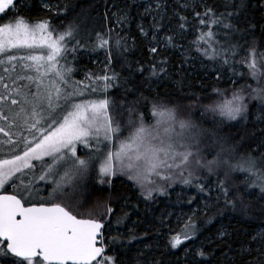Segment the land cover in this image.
Returning <instances> with one entry per match:
<instances>
[{
	"label": "trees",
	"instance_id": "obj_1",
	"mask_svg": "<svg viewBox=\"0 0 264 264\" xmlns=\"http://www.w3.org/2000/svg\"><path fill=\"white\" fill-rule=\"evenodd\" d=\"M40 1L16 0L0 22L44 21L74 37L70 64L103 84L124 137L185 125L206 140L167 181L150 167L142 183L114 167L61 204L119 230L110 242L118 264H264V242L255 238L264 191L241 170L246 159L264 169V0H49L50 8ZM210 28L229 47L223 56L204 50L200 36ZM169 32L179 42L171 35L172 43L155 44ZM197 183L210 185V202L194 210ZM177 213H194L197 234L173 250Z\"/></svg>",
	"mask_w": 264,
	"mask_h": 264
},
{
	"label": "rangeland",
	"instance_id": "obj_2",
	"mask_svg": "<svg viewBox=\"0 0 264 264\" xmlns=\"http://www.w3.org/2000/svg\"><path fill=\"white\" fill-rule=\"evenodd\" d=\"M15 1L0 0V13ZM40 4L50 8L49 0H41ZM149 9L158 12L160 6ZM14 17L5 16L0 22V193L14 190L26 205L61 204L114 167L139 178L141 183L143 172L150 167V174L167 181L189 157L196 159L206 140L200 131L189 126L124 137L111 121L103 84L89 80L87 72H78L70 64L73 55L69 58V54L77 40L70 34L53 33L44 21ZM171 35L179 42L180 38L169 32L166 37L155 39V44L172 43ZM213 36L212 28L200 36L204 50L223 56L229 47ZM177 47L180 52L186 50L184 44ZM209 143L213 146L216 139L210 137ZM257 163L246 159L241 170L257 192H262L264 169ZM224 166L235 168V164L223 162L221 167ZM197 184L191 193L198 196L194 210L210 202L206 196L210 185ZM193 215L177 213L175 221H181L182 230L168 240L173 250L196 236V224L189 223ZM118 231L110 225L104 229L101 238L105 254L94 264H118L115 248L110 247L111 235ZM255 238L264 242V226ZM8 258L0 239V264ZM7 264L48 263L38 257Z\"/></svg>",
	"mask_w": 264,
	"mask_h": 264
},
{
	"label": "water",
	"instance_id": "obj_3",
	"mask_svg": "<svg viewBox=\"0 0 264 264\" xmlns=\"http://www.w3.org/2000/svg\"><path fill=\"white\" fill-rule=\"evenodd\" d=\"M104 223L78 217L61 204L26 205L13 192L0 193V239L9 255L48 264H94L105 253Z\"/></svg>",
	"mask_w": 264,
	"mask_h": 264
},
{
	"label": "crops",
	"instance_id": "obj_4",
	"mask_svg": "<svg viewBox=\"0 0 264 264\" xmlns=\"http://www.w3.org/2000/svg\"><path fill=\"white\" fill-rule=\"evenodd\" d=\"M3 262H4V264H7V263H10V262H13L12 260H10V259H5V260H2ZM8 261V262H7Z\"/></svg>",
	"mask_w": 264,
	"mask_h": 264
},
{
	"label": "flooded vegetation",
	"instance_id": "obj_5",
	"mask_svg": "<svg viewBox=\"0 0 264 264\" xmlns=\"http://www.w3.org/2000/svg\"><path fill=\"white\" fill-rule=\"evenodd\" d=\"M10 260H12L13 262L16 260L17 261V259L16 258H9ZM19 260V259H18Z\"/></svg>",
	"mask_w": 264,
	"mask_h": 264
}]
</instances>
